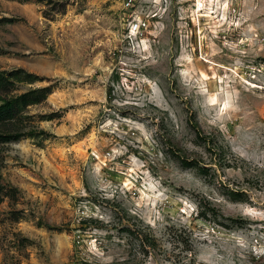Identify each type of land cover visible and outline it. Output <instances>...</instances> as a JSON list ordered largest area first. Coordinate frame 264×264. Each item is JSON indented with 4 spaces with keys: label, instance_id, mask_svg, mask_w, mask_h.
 Masks as SVG:
<instances>
[{
    "label": "rangeland",
    "instance_id": "rangeland-1",
    "mask_svg": "<svg viewBox=\"0 0 264 264\" xmlns=\"http://www.w3.org/2000/svg\"><path fill=\"white\" fill-rule=\"evenodd\" d=\"M0 264H264V0H0ZM48 116H53L48 118Z\"/></svg>",
    "mask_w": 264,
    "mask_h": 264
},
{
    "label": "trees",
    "instance_id": "trees-1",
    "mask_svg": "<svg viewBox=\"0 0 264 264\" xmlns=\"http://www.w3.org/2000/svg\"><path fill=\"white\" fill-rule=\"evenodd\" d=\"M17 19L15 17H4L3 19H0V22H14ZM10 79H13L16 82H20V83H28V84H32L35 83L37 81H41L42 77L34 74V73H30L22 68H18L12 71H3L0 73V91L3 90V87L5 86V84L7 83V81H9ZM52 90L51 87H37L35 89H32L30 91H27L7 102H5L4 104L0 105V110H5V109H21L24 106V103L26 101V99L29 96L32 95H38L37 97H32L31 102L32 103H36L39 101V96L41 94H44V92L50 93V91ZM53 116H48V118H52Z\"/></svg>",
    "mask_w": 264,
    "mask_h": 264
}]
</instances>
